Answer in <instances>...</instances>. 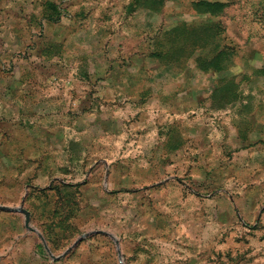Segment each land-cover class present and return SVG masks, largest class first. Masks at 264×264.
Here are the masks:
<instances>
[{
    "label": "rangeland",
    "instance_id": "obj_1",
    "mask_svg": "<svg viewBox=\"0 0 264 264\" xmlns=\"http://www.w3.org/2000/svg\"><path fill=\"white\" fill-rule=\"evenodd\" d=\"M200 1L0 0V205L36 231L0 215L47 264H264V0Z\"/></svg>",
    "mask_w": 264,
    "mask_h": 264
},
{
    "label": "crops",
    "instance_id": "obj_2",
    "mask_svg": "<svg viewBox=\"0 0 264 264\" xmlns=\"http://www.w3.org/2000/svg\"><path fill=\"white\" fill-rule=\"evenodd\" d=\"M3 34H5L4 38L1 37ZM0 37L6 41L3 48H6L8 43L11 44V10L0 11ZM2 43L3 40L0 41V44ZM199 232H202V227ZM197 235L195 234L194 238L200 241L205 236L204 233H199L197 238ZM188 242L192 244L193 241L188 240ZM35 246L34 237L29 234L11 232V217L0 215V264H47V261L42 260L41 255L37 254Z\"/></svg>",
    "mask_w": 264,
    "mask_h": 264
},
{
    "label": "water",
    "instance_id": "obj_3",
    "mask_svg": "<svg viewBox=\"0 0 264 264\" xmlns=\"http://www.w3.org/2000/svg\"><path fill=\"white\" fill-rule=\"evenodd\" d=\"M0 210H3V211H18V212H22L25 216V227L30 230V231H36L35 228H33V226L31 225V213L26 209L24 208L23 206H20V207H10V206H6V205H0ZM92 233H85L84 235H82L79 239H77L76 244H78L84 237H87L89 235H91ZM39 236L41 237L43 243H44V246L46 249H49L48 246H47V243L45 242V239L43 238V236L41 234H39ZM113 239H115L113 237ZM116 243H117V247H118V252H119V256H120V260H121V264L123 263L122 262V255H121V252L119 250V243L118 241L116 240ZM71 249V248H70ZM69 249V250H70ZM55 257V256H53Z\"/></svg>",
    "mask_w": 264,
    "mask_h": 264
},
{
    "label": "trees",
    "instance_id": "obj_4",
    "mask_svg": "<svg viewBox=\"0 0 264 264\" xmlns=\"http://www.w3.org/2000/svg\"><path fill=\"white\" fill-rule=\"evenodd\" d=\"M199 4L201 6H204L205 8L207 7L206 9H208V8L212 9L213 8V9L218 10V9L223 8V3H220V2H210V1L203 0V1H200ZM224 56H225L224 51H220L216 55V57L213 59V61L211 60V62L209 63L210 66L215 67V68H220L219 60L220 59L222 60Z\"/></svg>",
    "mask_w": 264,
    "mask_h": 264
}]
</instances>
